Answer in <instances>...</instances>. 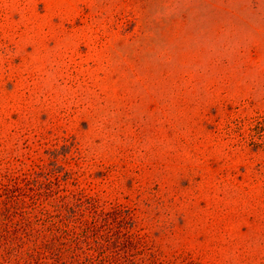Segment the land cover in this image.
<instances>
[{
    "label": "rangeland",
    "instance_id": "1",
    "mask_svg": "<svg viewBox=\"0 0 264 264\" xmlns=\"http://www.w3.org/2000/svg\"><path fill=\"white\" fill-rule=\"evenodd\" d=\"M18 194L113 229L65 252L35 225L0 264H264V0H0V210Z\"/></svg>",
    "mask_w": 264,
    "mask_h": 264
},
{
    "label": "trees",
    "instance_id": "2",
    "mask_svg": "<svg viewBox=\"0 0 264 264\" xmlns=\"http://www.w3.org/2000/svg\"><path fill=\"white\" fill-rule=\"evenodd\" d=\"M6 198L7 200L4 202V209L0 210V245L4 248L8 247L6 252H9L10 249L12 250L9 245H11L13 241H15L14 243H17L16 241L20 242L24 238L30 237L31 239L36 238L33 240L37 242L40 236H36V230H34L35 225L42 226L45 225V223H50V225L52 224L47 229V231L50 229L52 238L48 239V241L44 240L41 244L46 245V247H48L49 244L56 246L57 243L63 241L62 243L66 245L64 248L65 252L70 251L71 243L73 244L75 241L77 242L74 244V247H77V245L83 241L88 242L89 238L92 236L91 232L94 230H96V235L98 237H102L101 228L104 227L103 229L108 230V232L113 229L112 224L106 222L108 218L105 217L106 215L103 217L98 216L94 220L89 221V218H84L85 210H80V208L77 210L75 209L77 204L65 203L64 205L62 204V207H55V211H58L60 208V224H58V220H54L57 219L56 217L51 220L50 218L53 216H45L47 211L42 213L44 214V218L35 217L33 219L34 216H32L30 212L18 208L17 206L21 202L19 194L15 196L6 195ZM13 213L21 217L16 222H12L8 219ZM101 221L105 222L103 223L104 225L102 224L103 226L100 225ZM78 229L80 232H77ZM67 242H70V244L67 245ZM35 250L38 252L40 251L34 249V251ZM71 263H73V261ZM91 263L94 264L93 261Z\"/></svg>",
    "mask_w": 264,
    "mask_h": 264
}]
</instances>
